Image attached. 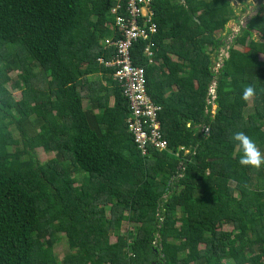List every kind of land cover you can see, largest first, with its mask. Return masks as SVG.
I'll use <instances>...</instances> for the list:
<instances>
[{"label": "trees", "instance_id": "1", "mask_svg": "<svg viewBox=\"0 0 264 264\" xmlns=\"http://www.w3.org/2000/svg\"><path fill=\"white\" fill-rule=\"evenodd\" d=\"M116 4L0 0V264H264V166L253 189L254 169L239 164L232 139L242 131L264 153V18L248 19L227 44L215 34L238 20L230 0H152L157 64L143 57L141 40L130 53L161 108L168 150L143 156L113 70L98 62L113 54L100 41L111 34ZM206 47L228 54L216 72ZM5 68L17 71L14 79ZM248 85L256 94L245 117ZM35 149L54 156L38 163ZM124 222L134 233L108 244ZM58 234L73 251L60 261Z\"/></svg>", "mask_w": 264, "mask_h": 264}, {"label": "built area", "instance_id": "2", "mask_svg": "<svg viewBox=\"0 0 264 264\" xmlns=\"http://www.w3.org/2000/svg\"><path fill=\"white\" fill-rule=\"evenodd\" d=\"M151 5L152 0H117L116 6L109 11L112 21L107 26L111 34L101 40L103 49H112L113 54L108 61L98 59L99 63L113 70L111 77L121 88L130 110L125 121L127 131L143 156L147 155L149 148L159 152L168 150L158 116L161 108L147 92L144 68L133 64L130 53L133 44L141 40L145 43L143 57L149 64L155 63L159 45L154 36L160 27L153 21ZM209 96L207 103L214 114L213 88H210Z\"/></svg>", "mask_w": 264, "mask_h": 264}, {"label": "rangeland", "instance_id": "3", "mask_svg": "<svg viewBox=\"0 0 264 264\" xmlns=\"http://www.w3.org/2000/svg\"><path fill=\"white\" fill-rule=\"evenodd\" d=\"M204 0H199L200 4H203ZM231 5L233 6L234 10H235V14L238 17V20L232 19L230 20L226 27L225 30L219 33H216L215 36L216 37H220L225 39L226 43L229 44L232 42L233 38H235V36L237 34L240 33V26L241 25H245V23L248 21V19H250L251 17H253L254 15L260 13V16L262 18H264V0H241V1H236V0H230ZM235 21H238V23H235ZM259 34H256L255 32L253 33V39L255 40H259ZM235 48L237 50H239L240 52H247V49L244 46H240L237 45L235 46ZM211 47H206L205 50V61L206 63H209L211 68L213 69L214 72H216L219 68H220V62L222 61V59L224 58V56H222V54H220L219 52H216L214 50H210ZM257 58L260 61L264 62V56L263 55H257ZM217 59V60H216ZM32 70L36 71L37 70V66L35 64H31ZM5 73L7 74V76L10 78V80L14 79L15 75L17 74V71H15L14 69H10V68H5ZM5 88L8 89L10 91V93L12 94V97L15 100L19 99V91L17 89H14L12 87V84L10 82H7L5 84ZM13 88V89H12ZM254 100H250L247 101V107L245 109L244 112V116L246 117L248 114L253 112V106H254ZM89 103L87 102H83V107L88 108ZM216 109V106L213 108V110ZM37 110L39 113H44L45 111L48 110L47 106L44 103H40L37 105ZM98 112V111H97ZM264 130V128H263ZM13 136L16 137V132L14 130H12ZM18 147H15L12 150L17 149ZM34 156L37 160L38 163H43L48 159H52L54 156V152H50V153H45L43 152L41 149H35V151L33 152ZM187 152H185L186 154ZM264 154V153H262ZM259 170L254 169L252 172V184L251 187L253 189H256L258 187L262 186V180L259 178ZM83 177V173L81 172H76L73 174V178L75 179V181H77L76 185L74 186H78L81 183ZM185 182V181H184ZM187 183V182H186ZM105 211H109L108 208L105 209ZM177 216L179 217V213H177ZM177 225H179V223H177ZM137 226L130 224L129 222H124L121 226L120 231L118 232H112L108 238V244L112 245L114 243H116V237H118L119 235H124L126 236V234L128 233H134L135 229ZM219 229L222 230H226V231H230L231 227L230 226H226V225H218ZM203 247V246H201ZM52 250H53V254L56 257L57 261H60L61 258L66 255L69 254L73 251L67 249L66 246V241L65 238L62 234H58L56 236V242L53 244L52 246ZM185 253H180V257L184 256Z\"/></svg>", "mask_w": 264, "mask_h": 264}, {"label": "clouds", "instance_id": "4", "mask_svg": "<svg viewBox=\"0 0 264 264\" xmlns=\"http://www.w3.org/2000/svg\"><path fill=\"white\" fill-rule=\"evenodd\" d=\"M255 94L256 89L252 85H248L243 89L241 99L245 102L250 101L254 98ZM232 139L237 143V146L242 152L239 159V164L241 166L256 170H259L262 166H264V154H262L257 144L250 136L246 135L242 131H237L233 135Z\"/></svg>", "mask_w": 264, "mask_h": 264}, {"label": "crops", "instance_id": "5", "mask_svg": "<svg viewBox=\"0 0 264 264\" xmlns=\"http://www.w3.org/2000/svg\"><path fill=\"white\" fill-rule=\"evenodd\" d=\"M259 16H260V13H259ZM260 17H261V16H260ZM261 18H262V17H261ZM235 23H238V21H235ZM217 33L220 34V32H217ZM235 49H236V48H235ZM219 53L222 54V56H224V57H227V56H228V54L225 52L224 48H221L220 51H219ZM258 55H261V54H258ZM263 56H264V55H263ZM222 62H223V59H222V61L220 62V65H219V66L222 65ZM155 64H157V62H156ZM171 91H172V89H167L168 94H169ZM113 102H114V100H113V98H111V99H110V102H109L110 106L113 105Z\"/></svg>", "mask_w": 264, "mask_h": 264}]
</instances>
